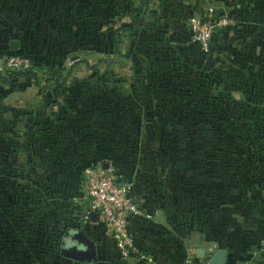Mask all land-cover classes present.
<instances>
[{
    "label": "crops",
    "instance_id": "obj_1",
    "mask_svg": "<svg viewBox=\"0 0 264 264\" xmlns=\"http://www.w3.org/2000/svg\"><path fill=\"white\" fill-rule=\"evenodd\" d=\"M161 2L166 19L169 17L164 11L169 10L168 6L180 8V20L193 13L213 17L220 11L231 17L229 25L214 32L210 49L214 62L210 68H203L215 80L211 85L217 102L224 101L226 106L231 103L229 107L240 102L243 108L241 113L237 111L240 116L236 118L241 122L236 120V125L234 109L227 108V132L253 135L259 130L264 133V0ZM208 5H213L215 10L209 12ZM123 14L129 18L126 10ZM41 82L28 76L17 77L2 83L1 87L2 147L7 155L3 161L0 193V258L5 263L26 260L32 264H47V261L57 264L58 249L48 251L41 231L48 225L49 229L58 227L59 207H62L60 213L73 217L71 223L83 228L94 241L97 258L109 264H145L136 253L119 254L111 230L103 221L83 217L88 206L84 168L113 161L121 168L122 180L132 184L135 201L141 209L140 214L128 216V229L138 249L153 252L157 257L163 254V264H208L210 259L212 264H264V158L260 151L254 152L264 145L251 141L238 147L249 151L243 159L247 173L237 190L246 199L242 224H230L231 216L227 221L222 219L221 212H216L209 230L196 228L193 233H180L166 220V212L171 211L166 205L178 206L176 198L177 202L183 199L189 203L194 191H202L211 208L206 211L210 214L212 209L218 211L217 191L213 193L217 178L204 177L200 163L187 156L170 160L153 155V151H160V143L162 147L165 143L154 142L151 135L159 133L166 124L161 119L162 111L155 110L152 104L163 102L166 96L120 97L116 110L123 120L115 123L114 131H107L99 119L89 121L90 117L73 110L74 99L79 96L48 93L50 81ZM134 102L139 105L138 110L125 113L128 110L124 105ZM134 133L137 137H133ZM170 144L175 146V142ZM176 145H182L175 149L178 154L190 146L188 143ZM177 165L188 172V177L178 176L170 181L167 172ZM231 182L232 189L236 190L234 186L239 181L236 183L232 178ZM23 184L26 187L30 184V189L24 190ZM230 199L229 206L233 207L234 199ZM195 206L189 204L188 211L195 212ZM67 262L71 264V259Z\"/></svg>",
    "mask_w": 264,
    "mask_h": 264
},
{
    "label": "rangeland",
    "instance_id": "obj_2",
    "mask_svg": "<svg viewBox=\"0 0 264 264\" xmlns=\"http://www.w3.org/2000/svg\"><path fill=\"white\" fill-rule=\"evenodd\" d=\"M137 1L0 0V71L6 70L3 67L5 57L11 53L26 55L33 62L62 65L65 67L63 73L72 66L65 85L54 87L49 82L51 86L47 85V92L79 96L74 99L73 110L90 117L87 118L89 121L99 119L107 131L123 120L116 110L120 97L131 95L134 99L139 96L149 99L154 96L157 99L166 96L163 102H151L155 110L162 111L164 117L161 119L166 124L159 133L151 135L154 142L165 143L163 147L160 143V151H153V155L170 160L179 156H187L191 161L195 159L200 163L204 177L217 178L213 193L217 191L216 200L219 202L218 211L212 209L210 214L206 211L211 209L206 193L194 191L195 195L188 199L189 203L183 202V199L177 202L176 198L175 204L178 206L173 208V205H166L171 210L166 212V220L180 233H193L196 228L209 230L216 212H221L222 219L227 221L231 216L230 224L241 225L246 199L237 190L241 187L239 184L243 175L247 173L243 159L247 158L249 151L238 147L240 143L253 141L254 135L241 131L227 132L225 115L231 103L226 106L224 101L217 102L212 95L215 88L211 84L215 80L202 68L204 53L193 40L188 23L180 20V8L168 6L169 10L164 11L169 17L166 19L162 15L161 9L165 6L162 7L161 0H147L139 19L129 29L131 19H127L123 11L133 3L137 4ZM113 31H116L117 50L111 41ZM12 39L17 40V47L10 46ZM41 81L45 83L43 79ZM1 87L0 82V93ZM235 90L242 93L239 88ZM240 106L239 102L229 107L235 111V125L236 120L241 122L240 118H236L237 111L242 112ZM138 108L136 102L124 105L127 114ZM3 120L0 103V193L3 161L7 155L2 147ZM118 135L124 141L120 132ZM133 137H137L136 134ZM172 142H175V146L170 144ZM178 143H188L190 146L178 154L175 150ZM185 175L184 178H187L188 172L178 165L170 167L167 172L170 181ZM232 178L236 179V183L239 181L235 183L236 190L232 189ZM29 185L26 187L23 184L24 190H29ZM232 197L233 207L229 206ZM189 204L191 207L192 204L196 205L195 212L188 211ZM62 210L59 207L58 227L49 229L48 225L41 231L43 244L48 251L58 247L64 224L74 219L68 218L64 212L60 213ZM36 218H40L39 215ZM57 255V264L68 263L69 258H63L59 250ZM21 261L10 264H32ZM0 264L7 263L0 258Z\"/></svg>",
    "mask_w": 264,
    "mask_h": 264
},
{
    "label": "built area",
    "instance_id": "obj_3",
    "mask_svg": "<svg viewBox=\"0 0 264 264\" xmlns=\"http://www.w3.org/2000/svg\"><path fill=\"white\" fill-rule=\"evenodd\" d=\"M207 9L209 12L215 10L213 5H208ZM186 20L193 40L203 52L210 51L214 32L219 27L231 23V17L223 11L213 17L193 13L188 15ZM30 64L31 60L26 55L13 53L5 57L3 67L25 69ZM84 190L88 207L83 217L90 219L91 210L98 212L99 219L111 230L120 255L136 253L145 264H160L155 253L144 252L136 247L134 236L128 229V216L140 214L141 209L135 201L132 184L122 180L115 163L87 165L84 168Z\"/></svg>",
    "mask_w": 264,
    "mask_h": 264
},
{
    "label": "trees",
    "instance_id": "obj_4",
    "mask_svg": "<svg viewBox=\"0 0 264 264\" xmlns=\"http://www.w3.org/2000/svg\"><path fill=\"white\" fill-rule=\"evenodd\" d=\"M146 2H147V0H140L137 4L132 5L126 9V13L129 16V18L131 19V25L128 27L129 29H131L133 27L134 23L139 19L140 13L142 12ZM187 17H188V15L186 16V18L183 19L182 22H187V20H186ZM117 28H120V27H117ZM115 34H116V31H113L111 33V41L113 43L114 49L117 50V39H116ZM197 47H198V45H197ZM203 53H204V57H203L204 59L203 60H205L206 55L211 53V52L208 51V52H203ZM11 54H13V53H11ZM202 68H203V66H202ZM64 69H65L64 66L54 65L51 62L46 63L44 61H38V62L31 61L30 66L25 68V69H6L3 72L0 71V82L1 83H7L14 78L27 77L28 76V77L33 78L37 82H39L40 80L43 79L45 82H48V81L52 82L54 87H60L65 83L68 75L71 74L72 66H70L66 70L65 73H63ZM247 120H248V118H247ZM253 135H254L253 142L258 143L260 146L264 145V133H261L259 130H256ZM258 151L263 153L262 157L264 158V147L261 149H256L254 152H258ZM108 162H113V161H108ZM113 163H115V162H113ZM116 166L118 167L119 173L121 175L120 166L118 164H116ZM87 207L88 206H86L84 209H87ZM67 225H74V224H72V223L64 224L63 230L65 229V227ZM74 226H76V225H74ZM63 230H62V232H63ZM55 238L57 239L56 236H55ZM59 241H60V239H59Z\"/></svg>",
    "mask_w": 264,
    "mask_h": 264
},
{
    "label": "water",
    "instance_id": "obj_5",
    "mask_svg": "<svg viewBox=\"0 0 264 264\" xmlns=\"http://www.w3.org/2000/svg\"><path fill=\"white\" fill-rule=\"evenodd\" d=\"M10 46L17 47V40H10ZM213 62V56L209 53L205 57L203 66L210 68ZM89 217L91 220H98V212L91 210ZM57 248L63 256L71 259V264H109L108 261L97 258L94 241L82 228L74 225H67L65 227ZM157 260L160 264H163L165 262L164 255H159ZM212 263L213 260L210 259L208 264Z\"/></svg>",
    "mask_w": 264,
    "mask_h": 264
}]
</instances>
